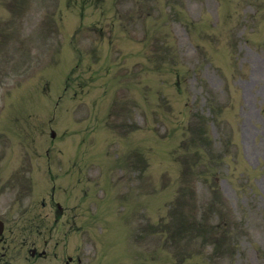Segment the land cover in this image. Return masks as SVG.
<instances>
[{"label": "rangeland", "instance_id": "1", "mask_svg": "<svg viewBox=\"0 0 264 264\" xmlns=\"http://www.w3.org/2000/svg\"><path fill=\"white\" fill-rule=\"evenodd\" d=\"M111 23L115 31L104 27ZM53 50L59 66L56 53L48 63ZM212 100L224 107V125H210L208 138L231 134L236 160L228 156L218 175L219 194L239 217L235 254L212 253L194 222L197 208L215 217L214 173L196 162L215 153L204 127ZM6 101L0 154L17 155L8 170L30 164L22 161L32 152L22 142L29 133L40 153L87 159V221L80 188L73 198L64 189L63 204L77 205V227L87 224L89 264H147L140 252L151 264H264V0H0V109ZM41 165L36 174L45 178ZM72 179H63L68 190ZM104 185L126 208L118 224V201L100 205L119 231L109 229L105 242L94 210ZM132 207L133 251L121 227Z\"/></svg>", "mask_w": 264, "mask_h": 264}, {"label": "flooded vegetation", "instance_id": "2", "mask_svg": "<svg viewBox=\"0 0 264 264\" xmlns=\"http://www.w3.org/2000/svg\"><path fill=\"white\" fill-rule=\"evenodd\" d=\"M1 219V218H0ZM15 239V236L7 235L6 233H0V264H23V249L22 248H13V240ZM63 253V251H60ZM30 256H26V263L25 264H31L36 257H44L48 258L50 254L43 253L42 255L37 256L36 252L31 251ZM66 255V263L65 264H80V259H77V263L74 262V259H72L70 256ZM53 261H59L61 260V257H59L57 252H54L53 255ZM25 260V259H24ZM63 260V256H62ZM62 264V263H61Z\"/></svg>", "mask_w": 264, "mask_h": 264}]
</instances>
